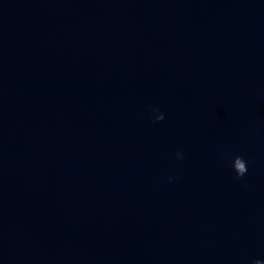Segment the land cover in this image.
I'll list each match as a JSON object with an SVG mask.
<instances>
[{"label": "water", "instance_id": "obj_1", "mask_svg": "<svg viewBox=\"0 0 264 264\" xmlns=\"http://www.w3.org/2000/svg\"><path fill=\"white\" fill-rule=\"evenodd\" d=\"M264 264V174L161 264Z\"/></svg>", "mask_w": 264, "mask_h": 264}, {"label": "clouds", "instance_id": "obj_2", "mask_svg": "<svg viewBox=\"0 0 264 264\" xmlns=\"http://www.w3.org/2000/svg\"><path fill=\"white\" fill-rule=\"evenodd\" d=\"M155 111V110H154ZM161 116L163 117V115L161 114ZM156 121L162 120L160 117L156 116ZM181 156L179 153H177V159H180ZM247 162L240 156H236L233 161H232V168L236 174V178H242L248 171L247 169ZM252 264H261L260 260H253Z\"/></svg>", "mask_w": 264, "mask_h": 264}]
</instances>
